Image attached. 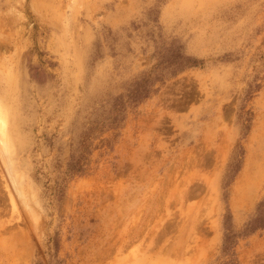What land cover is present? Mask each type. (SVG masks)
Returning <instances> with one entry per match:
<instances>
[{"label": "rangeland", "instance_id": "obj_1", "mask_svg": "<svg viewBox=\"0 0 264 264\" xmlns=\"http://www.w3.org/2000/svg\"><path fill=\"white\" fill-rule=\"evenodd\" d=\"M0 103V264H264V0H0Z\"/></svg>", "mask_w": 264, "mask_h": 264}, {"label": "bare ground", "instance_id": "obj_2", "mask_svg": "<svg viewBox=\"0 0 264 264\" xmlns=\"http://www.w3.org/2000/svg\"><path fill=\"white\" fill-rule=\"evenodd\" d=\"M6 107L4 104L0 103V131L5 135L6 127H7V113H6ZM7 138V137H6ZM7 140V139H6ZM9 143V141H8ZM7 143V144H8Z\"/></svg>", "mask_w": 264, "mask_h": 264}]
</instances>
